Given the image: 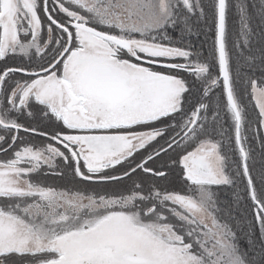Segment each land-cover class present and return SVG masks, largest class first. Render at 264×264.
Returning <instances> with one entry per match:
<instances>
[{"label":"snow or ice","instance_id":"6c2138e0","mask_svg":"<svg viewBox=\"0 0 264 264\" xmlns=\"http://www.w3.org/2000/svg\"><path fill=\"white\" fill-rule=\"evenodd\" d=\"M208 7L211 62L169 35L193 34L208 15L203 0H0V154H10L0 160V264H264V135L240 94L250 86L264 128V82L249 75L264 76V0L255 26L244 0L236 4L231 36L229 0ZM10 57L21 63L8 66ZM217 87L223 109L209 98ZM21 132L46 143L26 144ZM61 165L81 181L131 187L88 195L32 179L63 175ZM172 165L185 193L137 180H167ZM241 183L247 248L217 215L214 191Z\"/></svg>","mask_w":264,"mask_h":264},{"label":"rangeland","instance_id":"374dc122","mask_svg":"<svg viewBox=\"0 0 264 264\" xmlns=\"http://www.w3.org/2000/svg\"><path fill=\"white\" fill-rule=\"evenodd\" d=\"M238 2H240V0H229L230 7H229V12H228V27H229L230 36L232 33H235L236 29L238 28L239 15H238V11L236 8V4ZM203 3L205 4V11L208 13V15L204 20L200 21L199 23L194 24L193 34L182 35L180 32V29L177 28L175 30H170L169 35L173 36L176 41H179L178 46H181V47L191 46L193 51L199 52L201 54V58L206 57L209 60V62H211L212 54H213V42L215 39V30H214L212 17H211V10L208 7L210 0H203ZM244 3H246L247 5L249 14L252 15L253 17V21H252L253 25L255 26L259 24L260 22V17H259L260 0H244ZM41 16H42V19H44L43 13H41ZM256 30L259 31L258 28ZM258 49H259V45L256 46L255 51L258 52ZM6 63L8 66H16L21 63V58L20 57H10L6 61ZM4 64L5 63L0 64V68L4 67ZM157 70L167 71V69H163V68H158ZM213 71H214V74H216V70L214 69ZM180 75L185 76V78L188 79L189 81L191 80V78L188 77L187 74L180 73ZM249 75H252L256 79L258 87H260L262 85V82H264V76L261 75V72L259 70L255 71L254 73H249ZM240 94L242 96L241 102L245 107V112H246L248 120L252 123L254 128H257L259 130L260 135H264V128H261L258 124V108L256 107L255 101L253 100V97L251 95L250 86H244L243 88H241ZM197 96H198V93L194 89L191 99L194 100L195 98H197ZM209 98L212 99L214 102H221V109H223L222 102L224 101L225 97L223 95L222 88L217 87L216 89H214L213 92L210 93ZM186 105H188V103ZM224 121H225L224 127L228 129L229 132H231V129L229 127L231 121L228 119L227 116L224 117ZM30 123L33 127H39L46 131H52L56 128V125L49 121L37 120L36 124H34L28 118L24 120L25 125H28ZM40 139H41L42 145L46 143L45 138L40 137ZM249 142L251 143L252 141L250 140ZM255 144L256 145L259 144L258 138L255 141ZM189 150H192V149L190 148ZM178 155H179L178 152L173 153L171 157L166 155L164 157V160L168 161L170 159L177 158ZM256 155H257V159H259L258 152L256 153ZM258 168H259V165L257 164L256 169L253 170L254 176L258 175ZM59 171L63 172V175L44 174V170H41L40 174H33L32 179L38 180L44 186H51L57 190H64V189H67L69 191L78 190L88 195L117 194L120 192H124L126 191L127 188L131 187V181L122 182L119 184L118 183H96V182L81 181L78 177H75L73 175L70 168H66L63 165L60 166ZM181 172H182V169L178 165H172L171 170L169 171V177L167 180H155L154 181L151 178H148L142 175L141 177H137V180L143 181L144 183L147 182L146 185H149V186L152 183H156L159 187L165 188L169 191L171 190L179 191L183 189L185 193L187 191L185 187L186 182L182 180ZM239 187L241 188L235 189L234 191L235 194L233 196L230 191L227 193V190H232L234 188H231L228 186H220V188L223 189V192L216 193V199H217V203L220 202V199L229 200L226 203L229 206H231L232 208L231 213L233 216H235V220L230 219V217L226 213H224L225 216L223 218L221 217L220 218L223 219V221L229 222L233 226L234 230L237 231V234L240 238L241 247L247 248L246 233L249 230V223L252 221V212L246 213L245 209L247 205L244 199H241L240 201H237L235 199L236 193H239L240 196H243V197L245 196V193L243 191V188H244L243 183H241ZM215 189L217 190V188ZM230 196L233 198L231 202H230L231 200ZM233 200H234V203H233ZM227 212H229V209L227 210ZM220 214L221 213H217L218 216H220ZM208 223L210 224V221H208ZM252 227L255 228V225L253 224ZM257 235H258V230H257Z\"/></svg>","mask_w":264,"mask_h":264},{"label":"trees","instance_id":"16d2710c","mask_svg":"<svg viewBox=\"0 0 264 264\" xmlns=\"http://www.w3.org/2000/svg\"><path fill=\"white\" fill-rule=\"evenodd\" d=\"M196 101H197V98H195L194 100L193 99H191V97H190V99H189V101H188V105H186L187 106V108L186 109H192L193 107H194V105L196 104ZM185 106V107H186ZM228 155H229V165H230V169L232 168V167H234V164H233V162L237 159V154H235L233 151H229L228 152ZM178 186H180V185H178ZM173 187V186H172ZM241 187H236V188H234V189H232V190H227V193L230 191L231 192V194L234 196V194H235V189H240ZM215 191H216V193H221V192H223V189L222 188H217V190L216 189H214ZM171 191H176V190H171ZM176 192H181V193H184V190L183 189H181V190H179V191H176ZM244 195V194H243ZM224 197V196H223ZM241 197H243V196H241ZM230 198H231V200H230V202L232 201V197L230 196ZM229 200L228 199H226V200H224V199H220V202H218L219 203V208L221 209V211L219 212V213H221L220 214V216L219 217H221V218H223L225 215H224V213H226L227 215H228V212H227V210L229 209V211H231L232 210V208H231V206H229L226 202H228ZM244 201H245V203H246V209H245V211H246V213H249V212H252V210H251V207H250V201H248L247 199H244ZM233 203H234V200H233ZM232 203V204H233ZM225 211V212H224ZM223 220V219H222Z\"/></svg>","mask_w":264,"mask_h":264},{"label":"flooded vegetation","instance_id":"af4514ba","mask_svg":"<svg viewBox=\"0 0 264 264\" xmlns=\"http://www.w3.org/2000/svg\"><path fill=\"white\" fill-rule=\"evenodd\" d=\"M3 63H5V62H1L0 64H3ZM25 119L26 118L22 117L19 122L24 123ZM36 122L37 121H35L33 123L36 124ZM0 134H4V133L0 132ZM20 136L23 138V142L26 143V144H32V145H38V146L42 145L40 136L30 135V134H26V133H23V132L20 133ZM9 155H10L9 153L0 154V160H4V159L9 158ZM229 167H230V165H229ZM142 176H144V175L142 174ZM138 177H141V175L138 176ZM144 184L146 185L147 182H145ZM146 186H149V185H146Z\"/></svg>","mask_w":264,"mask_h":264}]
</instances>
